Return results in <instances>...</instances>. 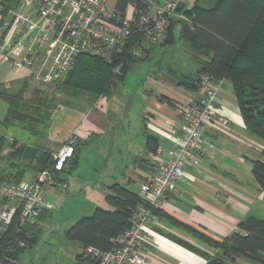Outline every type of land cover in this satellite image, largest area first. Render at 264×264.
<instances>
[{"label": "built area", "instance_id": "2783aa9c", "mask_svg": "<svg viewBox=\"0 0 264 264\" xmlns=\"http://www.w3.org/2000/svg\"><path fill=\"white\" fill-rule=\"evenodd\" d=\"M174 9L175 3L161 0H0V60L19 71L41 57L46 64L43 81L52 82L71 70L80 55L97 57L107 64L121 55L145 59L148 48L164 46L172 21L189 23ZM221 82L207 73L199 75L198 99L176 105L177 147L169 159L162 158L165 151L157 147L151 172L139 184L138 196L144 204L132 213L128 229L113 240L111 251L87 247L84 258L96 264H148L142 243L153 240L145 229L158 225L155 211L184 180L185 166L200 167L205 157L203 147L214 150L203 138V126L209 121L221 128L230 125L214 109ZM75 144L76 138L69 137L52 154V165L35 177L26 174L18 183L0 182V242L15 214L16 233L25 228L39 230V217L53 208L48 196L66 189L60 175L73 156ZM25 246L26 240L12 238L0 253V264H17L12 255Z\"/></svg>", "mask_w": 264, "mask_h": 264}, {"label": "crops", "instance_id": "0c3cea01", "mask_svg": "<svg viewBox=\"0 0 264 264\" xmlns=\"http://www.w3.org/2000/svg\"><path fill=\"white\" fill-rule=\"evenodd\" d=\"M203 1L197 0L196 4ZM217 1L207 3L208 7L212 8ZM191 7L186 8L185 4V9ZM173 36L175 38L174 33ZM186 45L192 52L188 53L194 56V64H177L176 61L166 70L169 75L155 76L151 88L144 92L138 112L126 105L123 110L116 109L109 95L98 97L85 111L59 106L53 111L44 148L50 154H55L63 142L75 137L79 148L77 167L83 155L90 149L101 147L99 141L106 137L111 140L114 151L111 172L102 178L98 177L95 182L96 185L101 183V189L97 187L102 191L99 193L105 197L109 186L119 184L138 195L140 182L150 174V168L156 160L155 152L147 150V138H152L157 147L164 149L162 158L169 159L170 153L178 145L177 133L174 132L179 126L176 105L198 99L197 89L190 90L179 85V79L184 81L185 77H189L192 80L200 64L209 60V57ZM151 51L152 48L147 49L146 60ZM9 71L18 72L11 70L8 62L0 60V85L10 84ZM159 97H166L169 102L161 101ZM214 109L228 119L230 125L221 128L209 121L203 126V138L214 146V150L204 146L205 157L200 167H184V180L177 183L175 191L161 205L158 225L145 229V234L153 239L142 243V253L148 259V264H207L209 258L217 254V250L172 224L168 216L203 230L209 238L217 241L230 237L237 224L245 218L264 217V192L251 173L252 162L261 158L263 143L245 129L236 98L226 81L221 82ZM5 112L6 107L0 109V120ZM145 153L148 154L147 161L143 159ZM146 162L150 163L148 170L140 167ZM72 171L60 175L66 189L51 193V200L54 198L58 202L68 192ZM51 212L42 213L38 222H46ZM77 261L92 264L84 259ZM233 264L264 262L238 257Z\"/></svg>", "mask_w": 264, "mask_h": 264}, {"label": "trees", "instance_id": "16d2710c", "mask_svg": "<svg viewBox=\"0 0 264 264\" xmlns=\"http://www.w3.org/2000/svg\"><path fill=\"white\" fill-rule=\"evenodd\" d=\"M182 13L189 23L172 21L164 46L174 45L172 26L180 24L178 39L186 42L194 51L209 57V60L200 64L192 80L185 77L183 81L181 78L178 84L190 90L197 89L199 75L207 73L216 81H226L230 85L245 129L263 143L261 158L252 162L251 173L264 192V0H218L212 8L205 9L194 4ZM146 59L136 60L121 55L114 63L107 64L97 57L80 55L61 83L63 93L72 97L80 92L97 98L108 96L115 86L123 83L134 64ZM25 87L23 85L12 94L6 91V85H0V100L6 105L0 126H20L31 136L45 141L56 109L53 107L55 99L48 100V94L43 90H35L30 98L25 99ZM159 100L169 102L166 97H159ZM4 139L0 136V152ZM146 147L148 151L155 152L157 144L148 137ZM9 149L7 160L11 167L0 171V182L18 183L26 174L35 177L52 165V154L46 149L18 145L17 141H12ZM73 150L71 160L63 169L64 173L76 167L79 150L76 144ZM21 162L26 163L24 168L20 167ZM104 202L108 209L95 208L90 216L80 218L65 232L67 240L78 243L82 248L78 260L96 264L84 258V249L93 247L101 252L111 251L113 240L128 229L132 213L140 204H144L137 194L119 184L107 188ZM155 214L160 218V209ZM168 220L217 250V254L209 258L207 264H233L238 257L264 262V217L245 218L237 224L230 237L220 241L172 217L168 216ZM17 228L18 214H15L1 239L0 253L12 238L24 239L26 246L16 249L12 255L19 261L26 248L36 245L40 231L33 227L16 233Z\"/></svg>", "mask_w": 264, "mask_h": 264}, {"label": "rangeland", "instance_id": "374dc122", "mask_svg": "<svg viewBox=\"0 0 264 264\" xmlns=\"http://www.w3.org/2000/svg\"><path fill=\"white\" fill-rule=\"evenodd\" d=\"M196 1L185 0L186 8L196 4ZM211 1L204 0L200 4L197 2V4L208 9L207 3ZM174 27L175 25L172 26V30L174 29L175 39H178L180 24ZM188 52L192 53L186 43L180 40H177L172 47L152 48L149 59L136 63L126 75L123 83L111 90L108 98L113 101V106L117 107L118 110H123L125 109L124 105H126L134 109V112L135 110L138 112L144 92L151 88L152 79L155 76L165 77L169 75L166 70H169L176 61L177 64H194V56L192 57L193 54ZM44 62V59L39 57L31 67L18 72L9 71L8 82L10 84L6 86V91L14 94L23 85H26L24 98L28 99L35 90H43L48 94V100L55 99L54 108L67 106L85 111L94 103L97 96L85 92H80L76 97L67 96L63 93L61 83L68 73L63 74L55 81L44 82L43 74L46 70ZM5 107L6 105L0 102V109H5ZM0 136L5 138L0 152V171L11 167L7 160V154L12 141H17L18 145L24 144L28 147L45 149V141L31 136L27 130H23L20 126L9 128L0 126ZM110 141L106 137L101 138L99 144L102 143V146L97 150L96 148L90 149L78 161L76 170L72 171L73 178L69 181L68 192L62 195V200L57 202L48 196V201L53 205L51 217L46 222L40 221L38 242L33 248L25 249L17 264H86L77 261V255L80 254L81 248L78 243L67 240L65 232L80 218L90 216L95 208L108 209L104 202V196L99 193L100 190L97 188L100 187L101 183L96 185L95 182L98 177L102 178L111 172V156L114 149H112ZM104 152L107 155L104 156ZM102 153L104 154L102 155ZM25 164L21 162L20 167L24 168Z\"/></svg>", "mask_w": 264, "mask_h": 264}, {"label": "water", "instance_id": "95a60500", "mask_svg": "<svg viewBox=\"0 0 264 264\" xmlns=\"http://www.w3.org/2000/svg\"><path fill=\"white\" fill-rule=\"evenodd\" d=\"M161 1H163V2H168V3H175V11L177 12V13H180V12H182L184 9H185V3L183 2V1H180V0H178V1H176V0H161ZM147 153H145V155H144V157H143V159L145 160V161H147ZM149 166H150V163H148V162H146V163H144V164H141L140 165V167L142 168V169H145V170H148L149 169Z\"/></svg>", "mask_w": 264, "mask_h": 264}]
</instances>
